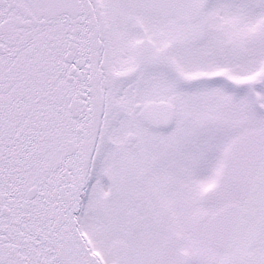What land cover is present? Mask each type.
Segmentation results:
<instances>
[{"label": "snow or ice", "instance_id": "snow-or-ice-1", "mask_svg": "<svg viewBox=\"0 0 264 264\" xmlns=\"http://www.w3.org/2000/svg\"><path fill=\"white\" fill-rule=\"evenodd\" d=\"M0 264H264V0H0Z\"/></svg>", "mask_w": 264, "mask_h": 264}]
</instances>
